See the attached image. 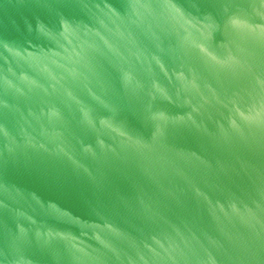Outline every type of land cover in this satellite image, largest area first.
Returning <instances> with one entry per match:
<instances>
[{
    "label": "water",
    "instance_id": "95a60500",
    "mask_svg": "<svg viewBox=\"0 0 264 264\" xmlns=\"http://www.w3.org/2000/svg\"><path fill=\"white\" fill-rule=\"evenodd\" d=\"M0 264H264V0H0Z\"/></svg>",
    "mask_w": 264,
    "mask_h": 264
}]
</instances>
